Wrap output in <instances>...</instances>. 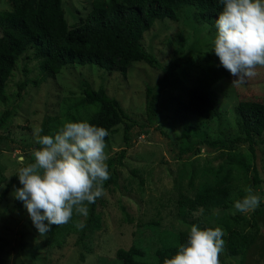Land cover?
I'll list each match as a JSON object with an SVG mask.
<instances>
[{
  "label": "rangeland",
  "instance_id": "1",
  "mask_svg": "<svg viewBox=\"0 0 264 264\" xmlns=\"http://www.w3.org/2000/svg\"><path fill=\"white\" fill-rule=\"evenodd\" d=\"M91 3L92 0H62L68 23L84 18ZM9 8L6 0H0V10ZM215 35L207 24L197 19L196 10L191 6L182 7L179 21H156L144 34L145 51L161 64L167 65L174 57L183 58L170 87L162 93L156 106L157 125L164 134L147 129L134 137L118 168L117 184L110 185L105 195L97 199L95 212L100 218L99 229L86 232L83 238L71 235L61 249H47L43 245L47 233L40 235L24 206L15 207L14 191L22 187L18 169L34 162L32 150L40 147L36 143L37 134L53 135L63 123L85 121L97 110V106L85 104L83 83L93 90L104 88L130 118L143 123L145 86L154 84L161 73L144 63H134L126 77L94 65H70L39 83V62L33 58L32 51L21 56L7 81L6 100L0 103V114L8 108L12 111L0 128V134L8 135L20 145L10 151L0 150V173L6 178L0 189V238L3 241L0 264H85L89 257L94 258L89 264H122L116 258L117 250H127L137 240L144 246L156 247L151 223H158L160 232H179L190 230L193 225L201 228L208 220L210 225L218 224L225 232L227 225L232 226L229 218L245 219L254 211L240 213L233 204L228 209H213L207 215L200 210L191 211L182 219L177 215L179 195L193 197L199 186L211 181L218 170L231 171L237 193L240 191L242 195L240 199L247 194L246 189L251 188L261 198L256 210L264 208V133L252 137L250 149L249 142L238 131L236 112L241 101L264 104V67L258 66L257 75L245 84L233 85L236 78L230 74L213 87L217 96L214 120L199 125L191 120L184 122L177 116L181 103L187 100L189 87L200 73L205 53L213 49ZM35 81L38 84H33ZM21 83L26 85L21 99L17 100ZM117 129L106 143L109 157L121 147L123 127ZM134 131L137 133V128ZM187 137L204 140V144L197 154L177 159L175 151ZM24 146L27 147L21 148ZM254 170L258 183L254 181ZM12 176L16 179L1 198V191ZM225 218L228 220L224 224ZM261 234L264 235L263 226ZM257 259L258 250L252 248L245 264H254ZM220 261L221 264H240L241 257L227 256L223 251Z\"/></svg>",
  "mask_w": 264,
  "mask_h": 264
},
{
  "label": "trees",
  "instance_id": "2",
  "mask_svg": "<svg viewBox=\"0 0 264 264\" xmlns=\"http://www.w3.org/2000/svg\"><path fill=\"white\" fill-rule=\"evenodd\" d=\"M10 4L7 10H0V103L6 100V84L12 76L16 63L21 56L32 51V56L39 62V83L47 81L59 74L63 68L70 65H94L108 73L117 72L123 77L134 63H144L161 73V77L144 89L145 122L138 124L124 111L120 103L100 87L93 90L83 83V98L86 105L97 106V110L85 120L90 124L105 128L109 135L118 132V126L123 127L122 143L107 160L111 178L104 183V188L117 184L118 168L122 166L126 150L132 146V140L137 134L145 133L147 129L158 130L156 106L172 81L174 72L183 62L178 56L167 65L161 64L153 54L145 51L142 40L156 21H179L181 9L191 6L196 10L197 19L216 32L215 21L222 11L217 0H92L91 9L84 18L74 24H69L65 17L62 0H6ZM213 50V49H212ZM205 53V61L200 73L187 91V100L181 103L177 116L182 121H194L199 125L214 120L217 116L216 94L213 87L227 79L230 73L220 66L219 58L213 51ZM35 81L33 84H38ZM26 83L18 85L17 100ZM239 116L238 131L245 137L252 149V137L264 133V104L253 101H241L236 106ZM12 111L6 109L0 114V128L10 118ZM137 128V133L134 131ZM190 129H193L189 125ZM134 131V133H133ZM45 134V131L43 132ZM204 140L189 137L177 149L176 158L199 152ZM20 145L0 134V150L10 151ZM27 146L21 147L26 148ZM31 160L34 161L31 155ZM222 172V173H221ZM12 176L1 191V198L9 192L15 181ZM254 181L259 182L257 171L254 170ZM6 178L0 173V189ZM235 180L231 171L226 169L215 174L214 178L201 184L193 197L181 193L177 200V215L185 218L191 211L200 210L209 214L213 209H228L241 192L237 193ZM23 202L15 199V207L20 209ZM97 200L89 205V215L74 216L67 225L51 226L43 241L47 249H61L71 235L83 238L89 231L98 230L100 218L96 214ZM84 219V220H82ZM228 218H225L224 224ZM232 226L227 225L225 253L227 256L241 257L245 264L252 248L258 250V259L254 264L264 263V208L255 210L245 219L229 218ZM77 221L85 223L83 230L75 227ZM47 223V222H46ZM221 227L210 225L205 220L201 229ZM232 228V229H231ZM158 223H151V232L156 239V247L144 246L138 240L127 250L116 251V258L122 264H163L164 259L172 258L182 244L187 242L190 230L179 232H160ZM3 252V241L0 238V254Z\"/></svg>",
  "mask_w": 264,
  "mask_h": 264
},
{
  "label": "clouds",
  "instance_id": "3",
  "mask_svg": "<svg viewBox=\"0 0 264 264\" xmlns=\"http://www.w3.org/2000/svg\"><path fill=\"white\" fill-rule=\"evenodd\" d=\"M222 6L215 21L213 52L220 66L242 85L264 67V0H217ZM108 131L87 121L65 122L53 135L37 134L39 148L32 150L34 162L18 169L19 183L15 199L23 202L41 236L51 226H64L74 216L87 217L89 205L105 195L104 183L111 178L106 152ZM21 164H24L21 158ZM234 203L240 213L255 211L261 203L251 188ZM45 221L47 223H45ZM75 227L86 225L77 221ZM226 235L222 227L190 228L187 242L163 264H221ZM94 259L89 257L85 264Z\"/></svg>",
  "mask_w": 264,
  "mask_h": 264
},
{
  "label": "water",
  "instance_id": "4",
  "mask_svg": "<svg viewBox=\"0 0 264 264\" xmlns=\"http://www.w3.org/2000/svg\"><path fill=\"white\" fill-rule=\"evenodd\" d=\"M260 264H263V262H261Z\"/></svg>",
  "mask_w": 264,
  "mask_h": 264
}]
</instances>
